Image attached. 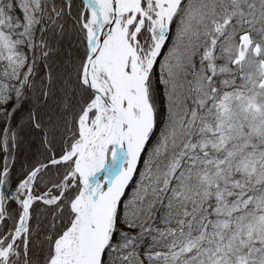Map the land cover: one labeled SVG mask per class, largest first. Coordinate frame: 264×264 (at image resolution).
<instances>
[{
  "label": "snow or ice",
  "instance_id": "1",
  "mask_svg": "<svg viewBox=\"0 0 264 264\" xmlns=\"http://www.w3.org/2000/svg\"><path fill=\"white\" fill-rule=\"evenodd\" d=\"M0 264H264V0H0Z\"/></svg>",
  "mask_w": 264,
  "mask_h": 264
},
{
  "label": "trees",
  "instance_id": "2",
  "mask_svg": "<svg viewBox=\"0 0 264 264\" xmlns=\"http://www.w3.org/2000/svg\"><path fill=\"white\" fill-rule=\"evenodd\" d=\"M29 143H34L36 146L39 145V136L36 134H32L28 137Z\"/></svg>",
  "mask_w": 264,
  "mask_h": 264
}]
</instances>
